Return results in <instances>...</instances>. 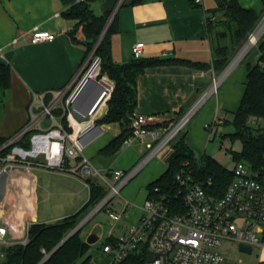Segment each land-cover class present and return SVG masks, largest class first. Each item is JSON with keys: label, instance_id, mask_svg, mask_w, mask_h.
<instances>
[{"label": "crops", "instance_id": "1", "mask_svg": "<svg viewBox=\"0 0 264 264\" xmlns=\"http://www.w3.org/2000/svg\"><path fill=\"white\" fill-rule=\"evenodd\" d=\"M238 1L245 8H252L260 14L264 12L262 0ZM102 2L97 4L100 9L98 12H102ZM217 6L216 0H201L200 3L195 0H143L137 4H123L119 8L116 29L110 36L113 60L117 63L134 61L132 46L141 41L145 43L143 60L162 61L147 66L139 75L137 106L133 118L163 116L171 121L159 124L157 128H169L174 120L188 112L211 90L217 78V89L206 97L197 110L199 117L194 122L195 128L200 129L205 124L220 121L225 124L228 115L233 117L243 98L247 72L252 65L249 62L244 64V56L232 62L227 72L221 75L236 55L234 53L239 51L235 50L220 72L215 69L217 41L209 32L208 22L210 18L215 19V16L221 17V13L216 11ZM66 9L64 0H0V64L9 68V85L5 87L0 82V140L8 138L24 126L31 117V104L38 110V99L47 92L65 86L83 64L88 50L87 40L80 28L75 31L74 37L71 35L78 20L66 17ZM38 29L56 32L57 36L50 42L33 43L31 34ZM219 43L231 47L229 37L221 39ZM256 53L258 59V50ZM92 76L99 81L98 84L91 81L94 79ZM91 84L96 85L91 86L92 96L98 98L89 116L100 109L97 122L106 133L103 132L90 143L85 152L87 150V154L96 156L104 170H112L107 165L110 159L100 157L98 152L121 129L118 123L99 122L106 115L107 101L115 86L114 80L107 74H101L99 56L95 57L75 94H82ZM74 124L79 128L80 124ZM68 127L72 129L70 120ZM184 139L195 155L196 152L208 154L207 144L198 141L193 133L184 135ZM168 155L169 152H165L163 158L167 160ZM41 170L51 175L49 183L43 184L42 195L38 192L39 180L34 173L31 197L12 194L0 203V222L8 225V236L15 242L27 235L29 221L56 223L76 214L88 202L85 201L84 187L89 190L90 197L91 189L80 178L67 173L64 175ZM97 183L105 186L100 181ZM148 195L147 189L146 199ZM40 202L44 204L42 211L39 209ZM120 210H114L122 214L121 219L115 222H123L120 227L124 233L139 222L143 211L142 206H135L131 202L126 206L125 201ZM20 231L23 232L22 236L15 237ZM255 247L259 251L256 258L246 259L249 264H264V247L254 246L253 249Z\"/></svg>", "mask_w": 264, "mask_h": 264}, {"label": "built area", "instance_id": "2", "mask_svg": "<svg viewBox=\"0 0 264 264\" xmlns=\"http://www.w3.org/2000/svg\"><path fill=\"white\" fill-rule=\"evenodd\" d=\"M125 1L117 0L102 35ZM56 36V32L38 29L31 34V42H50ZM101 39L102 36L71 80L59 90L39 98L38 110L31 104L29 121L0 142V203L12 194L31 197L37 167L76 176L90 189L92 182L100 181L109 186L105 197L84 217V224L101 209H106L113 221H119L122 214L108 207L110 201L154 156L167 148L211 93V90L206 92L166 133L157 127L145 126V118L134 117L132 134L124 145L138 138L146 142L149 152L130 171L108 169L103 172L85 154L86 147L104 132L97 122L100 109L91 116L92 109L86 112L87 104L94 98L91 86L95 84L89 85L82 94H75L92 65L91 58L95 57ZM144 52V42L132 46L134 58H142ZM92 77L91 81L98 84L99 81ZM47 95L50 96L48 103L45 101ZM65 116L71 122V130L63 122ZM74 122L80 124L79 128ZM184 165L175 175L174 187L155 188L142 205L139 222L122 233L115 244L104 245L103 251L112 258L111 264L121 263L142 245L148 248V256L156 254L153 261L147 256L144 264H244L226 258L221 251L225 240L264 247V174L244 161L237 162L231 183L219 197L210 192L211 178L198 179L188 162ZM124 201L126 206L130 204ZM30 224L29 221L27 235L16 242L28 243ZM8 231V225L0 222V250L2 246L15 243Z\"/></svg>", "mask_w": 264, "mask_h": 264}, {"label": "trees", "instance_id": "3", "mask_svg": "<svg viewBox=\"0 0 264 264\" xmlns=\"http://www.w3.org/2000/svg\"><path fill=\"white\" fill-rule=\"evenodd\" d=\"M102 1L64 0L67 5L64 15L78 20L76 28L71 32L73 37L79 28L85 34L88 47L85 59L102 36L97 45L95 57L101 58V74H107L110 79L115 81V86L107 101L106 115L99 122L101 124L118 123L121 131L100 149L98 155L102 158L112 159L119 153L125 140L132 134L131 122L137 106L139 75L147 66L162 61H145L142 58H135L129 63L115 62L111 56L110 36L116 29L117 20L115 17L105 34L102 35L110 15V12H98L96 10V5ZM142 1L126 0L124 4H137ZM216 1L218 4L216 11L221 13V17L210 18L208 28L212 35L214 32L217 41V45H215L217 57L214 59V66L220 72L230 60L231 52L238 50L253 31L261 18V14L252 8L243 7L238 0ZM262 1L264 4V0ZM226 37L231 39V47L219 43L221 39ZM256 48L259 52L258 59L248 69L246 89L241 103L233 113L232 120L224 121V123L230 122L234 130L225 133L223 137H228L232 142L241 141L242 149L231 151L236 163L244 161L256 171H261L264 174V35L259 39ZM0 82L5 87L9 85V68L1 64ZM49 98L50 96L47 95L45 100L47 101ZM56 113L60 114L61 112L57 111ZM63 122L70 129L66 116L63 118ZM151 127H158V125H151ZM166 161L168 163L167 169L148 184V197L157 187L160 189L174 187L175 175L185 167V162H188V166L194 171L196 178L212 179L213 185L210 192L215 196H222L234 176L233 170L225 167L212 155L204 153L197 157L185 142L184 135H180L173 142ZM106 193L107 191L101 184L92 182L89 200L82 209L56 223H31L28 229V243L15 242L7 245L5 253L0 257V264H38L105 197ZM83 227L43 264H88L90 256L81 261L90 247V244L82 236ZM116 241L117 239L110 236L107 243L115 244ZM148 253L146 245H142L139 250L130 254L119 264H144Z\"/></svg>", "mask_w": 264, "mask_h": 264}, {"label": "rangeland", "instance_id": "4", "mask_svg": "<svg viewBox=\"0 0 264 264\" xmlns=\"http://www.w3.org/2000/svg\"><path fill=\"white\" fill-rule=\"evenodd\" d=\"M96 10L99 11V7L96 5ZM264 17V12L261 14L260 20ZM259 20V21H260ZM264 33L262 34V36ZM261 36V37H262ZM213 37L214 32H213ZM260 37V38H261ZM259 41V40H258ZM253 45L244 56H246L243 60L244 64H248L249 62L251 65L256 63L257 60V53H256V46L257 43ZM243 43L240 45L238 50L242 47ZM237 52L234 53V55ZM243 56V57H244ZM91 64L93 63L95 57L92 56ZM46 101V100H45ZM50 101V98L46 101L47 103ZM196 114V115H195ZM195 117L193 120L182 129L179 135H187L189 133H193L196 138L202 140L204 144H207L206 151L208 154L214 155V157L224 164L227 168L232 169L235 166L234 159L232 157L231 151H240L242 149V143L240 140H236L232 142L228 137H223L225 133L232 132L234 130L233 125L228 122L225 124L219 123H211V127H206L207 124L203 125L202 128H195V120L199 117L198 111L194 113ZM184 116V115H183ZM183 116L179 117L178 119L174 120L169 128H165L162 130L163 133L168 132L172 126H174ZM221 117V116H220ZM228 120H232V115L227 116ZM48 121V119H47ZM264 122V120H263ZM106 132H104L105 134ZM174 139L166 149H164L161 153L154 156L142 169L139 171L128 183L126 187H123L121 193L116 195L108 204V207L113 208L114 210L121 211L120 209L123 206L124 199L130 201L135 206H142L146 200L147 196V185L151 181L157 179L166 169L168 166L167 161L163 158L164 153L166 154L171 150V146L173 142L176 140ZM149 152L148 147L146 146V142H142L140 139L135 138L132 140L130 144H126L122 147L119 153L112 159L107 161V165L111 166V171L117 169H125L127 171L132 170ZM203 152V151H202ZM87 154V150L85 152ZM196 156L200 157L201 154L196 152ZM95 166L99 169H102L104 172L105 170L102 168L103 164L99 161L96 156H88ZM42 168L35 167L34 173L38 176V192L42 195V187L43 184H47L50 181L51 175L41 170ZM46 170V169H44ZM50 172L56 173H63L59 171L48 170ZM66 175V173H64ZM107 193L109 192V186H104ZM85 191L84 197H86L85 201H88L89 190L84 187ZM106 193V194H107ZM44 208V204L41 202L39 203V209L42 211ZM94 208V207H93ZM92 208V209H93ZM91 209V210H92ZM120 224L123 222H115L113 221L106 209H101L97 211L90 217V220L83 225L82 236L86 240L91 233H96L98 235V240L92 244H90L89 250L87 254L81 259H85L87 256H90V260L88 264H111L112 258L110 255L103 251V246L106 242L109 241L110 235H113L114 239H118L122 235V230ZM23 232H17L15 237L20 238ZM108 244V243H107ZM252 254H247L240 250L239 245L233 241L225 240L221 246V251L223 254L232 261L242 262L244 264H249V261L246 259L247 257H254L258 254V248L255 247Z\"/></svg>", "mask_w": 264, "mask_h": 264}, {"label": "water", "instance_id": "5", "mask_svg": "<svg viewBox=\"0 0 264 264\" xmlns=\"http://www.w3.org/2000/svg\"><path fill=\"white\" fill-rule=\"evenodd\" d=\"M117 0H104L101 4V9L102 11H106V12H111L116 4ZM264 20V17L257 23V25L255 26V28L253 29V31L250 33V35L248 36V38L243 42V45L248 41V39L250 38V36L254 33V31L257 29V27L259 26V24ZM260 39V38H259ZM258 39V40H259ZM242 45V47H243ZM241 47V48H242ZM241 48L239 49V51L241 50ZM239 51L236 53V55L231 59V61L228 63V65L226 66L225 70L223 71V73L221 75H224L225 72H227V70L229 69L230 65L232 64V62L234 61V59L236 58V56L238 55ZM222 77V76H221ZM97 96L94 97L89 104H87L86 106V112H88L90 109H92L94 107V105L96 104L97 101ZM171 119L170 118H166L163 116H159V117H148L145 119V126H151V125H159V124H163L165 122H170ZM84 218L76 225V227L74 229H72L66 236L65 238L49 253L46 254V256L38 263V264H43L55 251H57V249L59 247H61L73 234H75L84 224ZM261 237H263L261 235ZM98 240V235L96 233H91L89 234L88 238H87V242L89 244H92L94 242H96ZM6 247L2 246L1 247V252L2 254L5 253ZM240 250L243 252H247V253H251L253 250V247L251 245H245V244H241L240 245ZM156 257V254L150 253L148 256V260L149 261H153Z\"/></svg>", "mask_w": 264, "mask_h": 264}, {"label": "bare ground", "instance_id": "6", "mask_svg": "<svg viewBox=\"0 0 264 264\" xmlns=\"http://www.w3.org/2000/svg\"><path fill=\"white\" fill-rule=\"evenodd\" d=\"M264 33V20L259 24V26L257 27V29L254 31V33L250 36V38L248 39V41L243 45V47L241 48V50L239 51L238 55L236 56V58L234 59L233 63L237 62L238 60H240L245 54L246 52L253 46L256 44V42L258 41V39L262 36V34ZM218 82L219 80L216 81L215 85L212 87L211 92L215 91L217 89L218 86Z\"/></svg>", "mask_w": 264, "mask_h": 264}]
</instances>
